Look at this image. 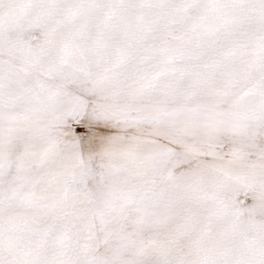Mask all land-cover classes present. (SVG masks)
<instances>
[{
	"label": "snow or ice",
	"instance_id": "1",
	"mask_svg": "<svg viewBox=\"0 0 264 264\" xmlns=\"http://www.w3.org/2000/svg\"><path fill=\"white\" fill-rule=\"evenodd\" d=\"M0 264H264V0H0Z\"/></svg>",
	"mask_w": 264,
	"mask_h": 264
}]
</instances>
